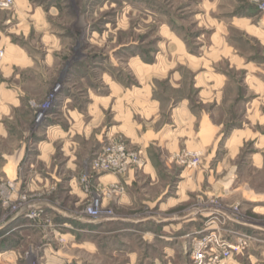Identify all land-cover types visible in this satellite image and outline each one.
Here are the masks:
<instances>
[{
    "label": "rangeland",
    "instance_id": "374dc122",
    "mask_svg": "<svg viewBox=\"0 0 264 264\" xmlns=\"http://www.w3.org/2000/svg\"><path fill=\"white\" fill-rule=\"evenodd\" d=\"M30 1L47 12V22L50 24L48 31L60 36L63 43L62 49L57 50L58 58L54 66L43 67L42 73L45 74L46 83L24 84L28 89L25 94L29 99L34 120H37L40 113L45 118L48 117L66 94L72 97L80 112H84L90 99V89L96 94L108 92V84L104 80L108 75L128 86L137 84L133 62L138 59L145 62L157 61L163 67L161 73L167 77L177 70L183 76L180 87L175 89L167 79L159 80L155 84L157 96L166 102L169 97L186 94L191 98L194 110L198 112L199 108L195 104L198 100L197 90L189 85L192 72L186 63H179L176 53L187 51L198 56L205 53H216L220 56L222 52L225 55L232 51L228 46H232L236 52L246 56L254 55L259 57L258 59L264 53V45L257 43L254 37L248 36L244 30L232 23L235 16H232L231 9L247 6L246 0ZM254 2L256 4L257 0ZM255 12L251 20L264 21V16L259 14L258 9ZM235 13L237 16L253 14L250 10ZM215 20L220 22L225 37L228 36V45L215 44L210 40L209 35L213 30L211 23ZM171 31L183 40V44H177L178 41L173 40L169 34ZM39 35L38 31L32 32L27 41L32 49L44 52L41 49L43 44L38 43ZM19 42L23 43L21 40ZM210 57L216 70L229 75L231 84L225 91L226 113L220 112L218 119L239 122L238 120L244 119L242 114L246 100L243 96L246 95L247 99L255 96L242 86V69H236L241 62L235 65L231 56L213 62L214 55ZM256 72L261 77L264 76V70ZM205 108L209 109V105ZM262 109L264 110V107ZM104 114V125L101 124L98 132L103 126L114 125V109L109 107ZM83 117L84 121H88L91 115ZM42 121L38 122L39 126ZM18 122L21 123L19 119ZM17 126L21 127V124ZM255 129L264 132V125H255ZM93 133L87 138L82 134L74 136V149L65 146L68 154L59 150L61 143L58 142L50 161L44 165H35L34 170L44 169L54 177L47 175L46 185L33 186L30 189L28 184L34 172L22 166L13 179L5 171H1L4 163L0 159V225L4 224L0 230V248L13 246L16 255V259L13 258L11 262L0 258V264H45L49 252L44 257L41 241L49 243L47 248L55 251L58 249V255L66 259V262L60 264H194L190 257L191 243L202 228L201 213L205 212H211L213 215L219 212L233 215L239 221L236 224L240 235L245 234L244 228L253 230L251 236L245 234L248 236L244 238L247 245L242 253L235 256L237 259L245 258L250 242L264 249V208L252 207L242 201L243 197L250 196L252 192H264V168L258 169L248 160V153L253 148L251 142L245 143L240 153L233 158L234 166H238L233 188L238 189L230 196L223 198L219 195L220 190L212 188L205 180L199 183V175L203 169L201 167L205 164L202 155L198 150L181 148L176 155L167 158L170 168L160 171L156 183L143 186L141 183L147 179L138 176V180L130 186L137 201L119 204L117 201L126 191L123 179L133 170L117 172V175L97 173L91 169V163L105 147L108 139L123 141L128 151L141 149L130 146L120 133L106 136L100 142L95 140ZM17 143L16 139L0 141V152L9 154L16 148ZM27 148H33L31 143ZM72 153L76 155L77 160L74 171L70 172L62 165ZM181 153L198 156L199 163L187 167L181 163L178 156ZM141 156L146 163L143 151ZM227 163L226 166L229 165ZM183 168L189 170L186 177L189 182L186 187L187 198L172 207L158 208L154 205L155 197L165 189L173 177L177 183L168 185V191L172 192L177 187L181 178L175 179V176ZM207 170L208 168L204 174H209ZM213 170L210 175L215 179H220L226 174L224 170ZM104 174L114 175L118 180L99 179ZM68 175L74 176L82 197L69 193L70 189L63 187L66 185L62 180H67ZM119 186L124 188L123 193L118 190ZM248 189L250 191H247ZM34 208L42 210L40 216L36 217L38 225H34L29 231L21 232L16 226L30 222L22 213L31 212ZM89 208L90 212L87 211ZM57 210L89 221L90 230L73 222L67 223L68 227L63 226V223L57 220ZM106 216L108 219H104ZM114 217L124 220L110 219ZM15 218L20 219L19 222L13 223ZM140 218L145 220L135 222ZM189 218L192 219L185 222ZM7 221L10 222L6 223ZM149 232L155 236L149 235ZM183 233L187 235L183 236ZM162 237H168L170 240L166 242ZM167 246L170 247L166 249ZM47 264L59 263L50 259Z\"/></svg>",
    "mask_w": 264,
    "mask_h": 264
},
{
    "label": "crops",
    "instance_id": "0c3cea01",
    "mask_svg": "<svg viewBox=\"0 0 264 264\" xmlns=\"http://www.w3.org/2000/svg\"><path fill=\"white\" fill-rule=\"evenodd\" d=\"M246 1L247 6L231 9L232 16H235L232 18V23L244 30L248 36L254 37L257 43L264 45V21L251 20V17L256 14L257 7L254 0ZM242 10H250L253 14L237 16L235 12ZM49 26L47 12L42 7L33 5L30 0H14L13 6L8 9L0 7V49L3 50V56L0 58V141L12 139L18 141L16 148L9 154L0 152V159L4 163L1 171H5L9 177L15 179L18 170L25 166L28 171L34 172L30 184H28L30 189L33 186L46 185L48 183L47 175L50 174L44 169L34 170L35 165L37 163L47 164L52 158L58 142L61 143L59 150L68 154L69 152L65 151V146L74 149L72 140L74 136L82 134L87 138L93 132L95 140L98 142L113 133H120L130 146L141 149L145 154L146 163L141 168L130 172L127 178L123 179L126 191L117 201L119 204H131L137 201L130 186L135 183L136 179L138 180V176L147 179L141 183L142 185L156 183L159 180L160 171L170 168L167 158L176 155L181 148L198 150L205 163L201 167L203 169L199 175V183L205 180L212 188H218L219 195L223 198L230 196L238 189V187L233 188L236 183V170H238V166H234L233 158L240 153V149L245 143H252L253 148L248 153L250 163L258 169L264 168V132L255 129V125H264V110L262 109L264 107V76L261 77L256 72L264 70L259 68L264 67V53L258 59L259 57L254 55L246 56L236 52L232 46H228L232 51L225 55L222 52L220 56H217L216 53H205L198 56L187 51L176 53L179 63H186L192 72L189 85L197 90L198 100L195 101V104L199 108L198 112L194 110L193 102L186 94L169 97L166 102L157 96L158 91L155 84L159 80L167 79L172 88L180 87L183 76L177 70L167 77L166 74L161 73L163 67L157 61L145 62L138 59L133 62L137 84L128 86L108 75L107 79H104L108 84V92L96 94L90 89V99L86 103L84 112L81 113L78 105L72 101V97L66 94L39 126L38 122L42 117L34 120L29 99L25 94L28 89L24 84H45L47 80L45 74L42 73L43 67H53L58 58L57 50L62 49L61 37L48 31ZM211 26L213 30L209 38L212 43L228 45L229 38L225 37L220 22L215 20ZM37 31L40 34L38 43L43 44L41 49L44 52L32 49L27 41L32 32ZM169 34L173 40L178 41L177 44H183V40H180L174 31ZM19 40L23 43H20ZM212 55H214L213 62L229 58V56L235 61V65L241 62V65L236 69H242V86L255 95L251 99H247L246 95L243 96V99L246 100L242 114L244 119L238 120L239 122L232 119L227 120L228 122L224 120L225 118L218 119L220 112L226 113L224 111L225 91L231 84L230 77L226 72L214 68L210 57ZM156 58L158 57L156 56ZM207 104L209 109L205 108ZM109 107L114 109V125L103 126L102 130L98 132L97 129L104 120V113ZM83 115L89 117L91 115V118L84 121ZM18 119L21 123L18 122ZM18 124H21V127H18ZM32 125L33 127H30ZM30 143L33 146L31 150L27 148ZM76 160V155L73 153L67 156L62 165L63 168L73 172ZM226 163L229 165L226 166ZM207 168L209 174H204ZM214 168L215 172L224 170L226 174L220 179H215L210 175ZM9 172L11 174H8ZM187 174H189V170L180 169L175 176V179L181 178L177 187L172 192L168 191L171 184L177 183L176 180H173L174 177L171 178L169 186L167 185L155 197L154 205L158 208L172 207L177 203L184 202L188 195ZM74 179V176L68 175L67 180H62L66 185L63 187L69 188V193L82 197L83 194L76 187ZM99 179L118 180L111 174L101 175ZM182 187L183 189H181ZM242 201L251 204L252 207L264 208V192H252L250 196L243 197ZM57 212V220H60L63 226L73 222L90 230L89 221L86 222L68 212L58 210ZM210 213H201L202 227ZM110 219L124 220L120 217ZM191 219H186L185 222ZM19 220L15 218L12 222H19ZM144 220L140 218L135 222ZM233 225L237 228V224ZM3 226L4 224L0 225V230ZM31 227L28 223L16 226L21 232L29 231ZM243 230L245 234L252 235V229L244 228ZM1 233L2 231H0ZM185 234L183 233V236ZM149 235L155 236L150 232ZM162 238L166 242L170 240L168 237ZM40 243H42L44 257L49 252V258L47 257L49 261L50 259L53 262L56 260L59 264L66 262V259L58 255V249L55 251L47 248L48 242L41 241ZM169 247L167 246L166 249ZM259 247V245L256 246L250 242L246 249V255H244L245 258L240 260L235 257L231 260V264H264V249ZM0 258L10 262L13 258L16 259L15 247L0 248ZM47 259H45V264L48 263Z\"/></svg>",
    "mask_w": 264,
    "mask_h": 264
},
{
    "label": "built area",
    "instance_id": "2783aa9c",
    "mask_svg": "<svg viewBox=\"0 0 264 264\" xmlns=\"http://www.w3.org/2000/svg\"><path fill=\"white\" fill-rule=\"evenodd\" d=\"M13 4L14 0H0V7L3 8H11ZM256 6L259 14L264 16V0H257ZM2 56L3 51L0 50V58ZM40 117L45 118L40 113L37 120ZM141 153V150L128 151L123 141L108 139L105 147L93 159L91 169L97 173L107 172L115 175L117 172L134 171L145 164ZM178 156L181 163L187 167H193L199 163L198 156L187 155L186 153H181ZM118 190L123 193L124 188L119 186ZM87 211L90 212V208ZM41 213L42 210L34 208L31 212H23L22 215L30 220L29 225L34 227V225H38L36 217L40 216ZM210 214L212 215L208 216L203 227L199 230L198 236L193 238L190 257L194 264H231V260L246 248L247 244L244 242V238L248 236L240 235L233 225L239 221L233 215L221 212L214 213V215L213 213ZM107 217L104 219H108Z\"/></svg>",
    "mask_w": 264,
    "mask_h": 264
}]
</instances>
